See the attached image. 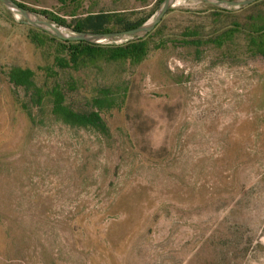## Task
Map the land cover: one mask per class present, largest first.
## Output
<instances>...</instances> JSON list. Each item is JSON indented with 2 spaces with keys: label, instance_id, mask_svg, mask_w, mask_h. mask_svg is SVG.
Instances as JSON below:
<instances>
[{
  "label": "rangeland",
  "instance_id": "rangeland-1",
  "mask_svg": "<svg viewBox=\"0 0 264 264\" xmlns=\"http://www.w3.org/2000/svg\"><path fill=\"white\" fill-rule=\"evenodd\" d=\"M14 1L71 33L42 12L149 23L165 0ZM223 9L177 0L144 61L54 68L57 81L41 69L53 67L55 43L34 44L32 26L0 2V264H264V58L244 35L212 43L264 6ZM14 68L45 89L77 81L76 111L111 90L114 105L100 112L108 131L62 123L49 103L29 115Z\"/></svg>",
  "mask_w": 264,
  "mask_h": 264
},
{
  "label": "trees",
  "instance_id": "trees-1",
  "mask_svg": "<svg viewBox=\"0 0 264 264\" xmlns=\"http://www.w3.org/2000/svg\"><path fill=\"white\" fill-rule=\"evenodd\" d=\"M58 1L61 6H68L72 0ZM19 5L26 8L22 4ZM263 6L264 0L236 10L260 8ZM236 10L223 9L219 12V17L225 15L233 16L237 13ZM42 14L51 17L52 22L55 24L70 29L72 34L126 32L145 25L149 20L148 18L132 20L126 13L99 12L88 13L85 17H78V14L73 13L70 15L73 18L72 21L67 22L65 19L55 16L52 13L42 12ZM31 28L29 39L34 44L38 46L43 45L42 38L52 40L55 43L56 49L53 67L41 69L50 78L52 76L54 78L56 77L57 81L59 80L60 73L70 71L80 73L92 67H98L100 63L131 62L133 64H139L146 59L151 50L149 42L151 34L144 38L131 39L124 44L115 45L87 41H64L47 31L35 27ZM235 34L244 35L245 41L249 45L250 51L255 58H264V11L260 10L246 23L234 22L230 30H226L222 34L215 36L212 43L216 46L223 47L226 43L234 40ZM197 35L194 30H190L188 35L185 36V40L189 42V45L198 47V40L193 38ZM54 68L60 73L56 72ZM35 77L36 73L30 69L14 68L8 73L10 84L16 90H23L28 96H31L30 103H21L22 109L29 115L32 110L43 109L45 104L49 103L52 115L62 123L79 128H92L100 133L108 131V127L102 119L100 112L107 107H113L115 98L111 97V90L103 89L101 92H98L97 96L90 101V106L92 107L90 112L76 111L68 104V98L73 92L78 90L77 81L72 79V81L65 85L56 84L51 88L45 89L37 84Z\"/></svg>",
  "mask_w": 264,
  "mask_h": 264
},
{
  "label": "water",
  "instance_id": "water-1",
  "mask_svg": "<svg viewBox=\"0 0 264 264\" xmlns=\"http://www.w3.org/2000/svg\"><path fill=\"white\" fill-rule=\"evenodd\" d=\"M207 4L214 5L219 8L224 9H241L251 6L262 0H200ZM0 2L10 9L14 14L21 16L25 19V24L32 27L44 30L54 35L58 39L64 41L78 42L87 41L92 43H100L103 41H115L122 37H132V38H143L151 34L157 26L162 22L164 16L168 11L177 3V0H165L157 13L154 20L145 25L138 27L134 30L126 32H113V33H66L64 30L56 27L55 25L40 20L35 14L20 6L14 0H0Z\"/></svg>",
  "mask_w": 264,
  "mask_h": 264
}]
</instances>
